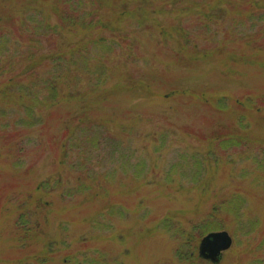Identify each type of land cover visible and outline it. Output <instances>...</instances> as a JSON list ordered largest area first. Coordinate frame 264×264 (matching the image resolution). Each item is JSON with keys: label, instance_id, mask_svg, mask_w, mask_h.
I'll return each mask as SVG.
<instances>
[{"label": "rangeland", "instance_id": "rangeland-1", "mask_svg": "<svg viewBox=\"0 0 264 264\" xmlns=\"http://www.w3.org/2000/svg\"><path fill=\"white\" fill-rule=\"evenodd\" d=\"M0 264H264V0H0Z\"/></svg>", "mask_w": 264, "mask_h": 264}, {"label": "water", "instance_id": "water-1", "mask_svg": "<svg viewBox=\"0 0 264 264\" xmlns=\"http://www.w3.org/2000/svg\"><path fill=\"white\" fill-rule=\"evenodd\" d=\"M233 242L231 234L227 230L208 232L201 240L200 252L209 258L218 259V255L228 249Z\"/></svg>", "mask_w": 264, "mask_h": 264}, {"label": "trees", "instance_id": "trees-1", "mask_svg": "<svg viewBox=\"0 0 264 264\" xmlns=\"http://www.w3.org/2000/svg\"><path fill=\"white\" fill-rule=\"evenodd\" d=\"M20 88H21V87H20ZM18 92H19V89H18ZM38 95H39V93H37L35 97H38ZM52 96H53V95H49V96H47V97H52Z\"/></svg>", "mask_w": 264, "mask_h": 264}]
</instances>
